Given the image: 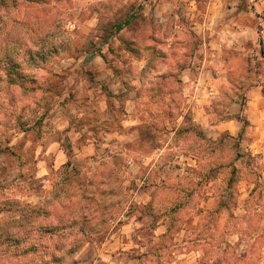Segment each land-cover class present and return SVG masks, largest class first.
Listing matches in <instances>:
<instances>
[{"label":"clouds","instance_id":"obj_1","mask_svg":"<svg viewBox=\"0 0 264 264\" xmlns=\"http://www.w3.org/2000/svg\"><path fill=\"white\" fill-rule=\"evenodd\" d=\"M0 264H264V0H0Z\"/></svg>","mask_w":264,"mask_h":264}]
</instances>
